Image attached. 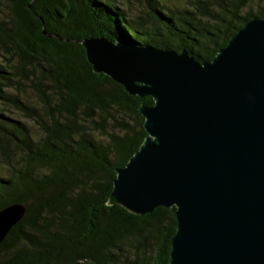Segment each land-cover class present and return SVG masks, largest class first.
I'll return each instance as SVG.
<instances>
[{"label":"trees","instance_id":"trees-1","mask_svg":"<svg viewBox=\"0 0 264 264\" xmlns=\"http://www.w3.org/2000/svg\"><path fill=\"white\" fill-rule=\"evenodd\" d=\"M2 1L0 209L26 213L0 264H169L175 207L137 214L111 201L154 99L95 72L81 42L127 39L207 62L264 17V0H145L138 13L119 0Z\"/></svg>","mask_w":264,"mask_h":264},{"label":"water","instance_id":"water-1","mask_svg":"<svg viewBox=\"0 0 264 264\" xmlns=\"http://www.w3.org/2000/svg\"><path fill=\"white\" fill-rule=\"evenodd\" d=\"M81 43L95 72L154 99L111 201L137 214L175 207L169 264H264V17L207 62L127 39ZM25 213L0 209V243Z\"/></svg>","mask_w":264,"mask_h":264},{"label":"rangeland","instance_id":"rangeland-1","mask_svg":"<svg viewBox=\"0 0 264 264\" xmlns=\"http://www.w3.org/2000/svg\"><path fill=\"white\" fill-rule=\"evenodd\" d=\"M120 2L123 3V6L127 8V10L131 13H138L140 10L143 8V5L146 4L145 0H119ZM6 12V6L5 3L0 0V18L6 17L7 15ZM32 93L29 92V96H31ZM17 115V114H15Z\"/></svg>","mask_w":264,"mask_h":264}]
</instances>
